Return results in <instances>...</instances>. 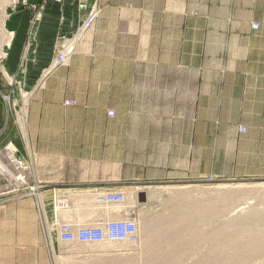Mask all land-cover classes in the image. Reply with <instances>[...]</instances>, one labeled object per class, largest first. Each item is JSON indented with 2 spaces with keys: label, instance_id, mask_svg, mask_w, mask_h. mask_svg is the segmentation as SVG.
<instances>
[{
  "label": "crops",
  "instance_id": "obj_1",
  "mask_svg": "<svg viewBox=\"0 0 264 264\" xmlns=\"http://www.w3.org/2000/svg\"><path fill=\"white\" fill-rule=\"evenodd\" d=\"M39 7L7 21L5 67L15 74L23 56L27 85L40 79L43 92L58 88V108L73 107L64 105L69 100L82 110L70 118L54 112L55 120H90L87 134L102 136L107 150L142 153L136 166L154 169L142 182L264 176V0H49ZM91 10L98 17L68 64L52 68ZM4 217L0 229L12 223ZM17 243L0 230V249ZM17 258L0 256V264Z\"/></svg>",
  "mask_w": 264,
  "mask_h": 264
},
{
  "label": "rangeland",
  "instance_id": "obj_2",
  "mask_svg": "<svg viewBox=\"0 0 264 264\" xmlns=\"http://www.w3.org/2000/svg\"><path fill=\"white\" fill-rule=\"evenodd\" d=\"M27 2L39 3L0 0V212L12 221L0 230L22 243L1 248L0 256L9 260L15 255V264H264V176L227 180L207 176L200 183L176 180L170 187L142 182V174L154 170L140 167L142 153L107 150L102 136L87 134L93 127L90 120L54 119L57 111L70 118L82 110L75 109V103L58 108V88L43 92L40 79L34 87L27 85L23 56L17 62L19 71L7 72L13 33L7 21L29 8ZM76 122L82 135L73 133ZM114 190L127 194L121 208L139 225L136 244L57 241L53 192L91 195L92 200L85 202L68 196L59 211H69L72 224L87 225L104 220V209L92 207V195ZM140 191L145 193L143 200ZM43 194L44 200L39 197ZM77 214L86 215L82 220Z\"/></svg>",
  "mask_w": 264,
  "mask_h": 264
},
{
  "label": "built area",
  "instance_id": "obj_3",
  "mask_svg": "<svg viewBox=\"0 0 264 264\" xmlns=\"http://www.w3.org/2000/svg\"><path fill=\"white\" fill-rule=\"evenodd\" d=\"M39 4H44L49 0H38ZM28 3L27 7L36 10L39 4ZM98 17L96 10H91L84 21L78 27L73 41H69L62 45L56 54L52 68L65 66L68 64L75 48V41H79L85 33L92 27ZM253 29L257 25H252ZM64 105L74 106L73 101H65ZM113 111H107V116L112 117ZM240 132H244V128H239ZM53 197V225L55 228L56 239L59 243L65 245H100L104 243H129L136 244L138 242V229L134 219L121 208L125 203V195L122 191H105L93 194V204L102 209L115 210L111 215H119L120 218H111L97 221L94 224L75 225L70 222L61 221L58 212L65 207V199H60L59 193L52 194Z\"/></svg>",
  "mask_w": 264,
  "mask_h": 264
},
{
  "label": "bare ground",
  "instance_id": "obj_4",
  "mask_svg": "<svg viewBox=\"0 0 264 264\" xmlns=\"http://www.w3.org/2000/svg\"><path fill=\"white\" fill-rule=\"evenodd\" d=\"M3 2H4V1H3ZM3 5H4V4H3ZM4 6H5V5H4ZM218 189H219V188H218ZM172 190H174V189H172ZM175 190H176V189H175ZM214 192H215V191H214ZM123 193H124V195H125V203H124L122 206H124V205L127 204V203H126V200H127V198H128V197H127V194H126L125 192H123ZM223 195H224V194H223ZM68 196L71 197V198H74V199L80 198V199H82V201H84V202H85L86 200H89L88 198L91 197V195H90V197H87V196H85V195H84V196H81V195H80L81 197H79V196L76 197V196H73V195L71 196V195H67V194H60V199H62V198H63V199H67V198H68V199H69ZM92 196H93V195H92ZM130 196H131V195H130ZM39 197H40L42 200H44V195H40ZM135 197H136V196H135ZM91 198H92V197H91ZM91 198H90V199H91ZM129 198L131 199V197H129ZM136 198H137V197H136ZM51 199L53 200V197H52V196H51ZM80 199H79V201H81ZM91 200H92V199H91ZM128 200H129V199H128ZM76 201H77V200H76ZM89 201H90V200H89ZM131 201H132V200L128 201V203L131 202ZM133 202H134V201H133ZM77 203H78V202H77ZM80 203H81V202H80ZM81 204H83V202H82ZM92 204H93V203H92ZM129 204H130V203H129ZM74 205H75V204H74ZM89 205H90V204H89ZM92 207H95V205L92 206ZM84 208H86L85 205H84ZM125 208H126V207H125ZM86 209H87V208H86ZM120 209H121V208H120ZM120 209H119V210H120ZM79 210H80V209H79ZM87 210H88V209H87ZM81 211H83V210H81ZM89 211H90V207H89ZM93 211H94V210H93ZM95 211H96V210H95ZM100 211H101V210H100ZM111 211H112V210H111ZM113 211H114V212H117L118 209L113 210ZM113 211H112V212H113ZM70 212H71V211H70ZM112 212H109L108 210L104 209L101 217H103L104 219H109L110 217H111V218H117V217H120L119 215H111ZM59 213H60V212H59ZM59 213H58V214H59ZM82 213H83V212H82ZM82 213H81V214H82ZM84 213H85V212H84ZM99 213H100V212H99ZM78 214L80 215V213H78ZM78 214H77V216H79ZM87 214H88V216L90 215V213H87ZM74 215H75L74 217H76V214H74ZM83 215H84V214H83ZM83 215H81V217L79 216V218H80V219L82 218V220H83ZM85 215H86V214H85ZM85 215H84V216H85ZM68 216H69V217H68ZM88 216H87V217H88ZM90 216H91V215H90ZM90 216H89V217H90ZM58 217H59V219H61V220H63V221L70 222V223H72V221H73L71 215L69 214V211H65V212H64V210H63V212H61V213L58 215ZM87 217L85 218V220L88 219ZM93 217H94V215H93ZM97 217H98V216H97ZM184 218H185V217H184ZM80 219H78V221H79ZM74 220H75V219H74ZM82 220H81V221H82ZM80 223H81V222H80ZM74 224H75V223H74ZM136 224H138V223H136ZM144 224H145V222H144ZM144 224H143V225H144ZM137 229H139V225H137ZM142 230H143V229H141V231H142ZM144 231H145V230H144ZM144 231H143V232H144ZM146 232H147V231H146ZM137 233H138V240H139V230L137 231ZM145 234H147V233H145ZM150 235H151V234H150ZM154 235H156V234H154ZM239 236H240V234H239ZM242 236H243V235H242ZM160 238H161V236H160ZM149 239H150V238H149ZM233 239H234V238H233ZM161 240H162V239H161ZM236 240H237V239H236ZM147 241H148V237H147ZM155 241H156V240H155ZM143 243H145V242H143ZM146 243H147V242H146ZM104 244L106 245L107 243H104ZM108 244H109V243H108ZM110 244H111V243H110ZM105 245H104V246H105ZM124 245H126V244H124ZM149 245H150V244H149ZM153 245H154V244H153ZM153 245H152V246H153ZM164 245H165V244H164ZM89 246H90V245H89ZM91 246H92V245H91ZM100 246H101V245H100ZM102 246H103V245H102ZM217 246H218V245H217ZM217 246H216V247H217ZM216 247H214V248H216ZM145 248H146V247H145ZM150 248H151V247H150ZM213 251H214V250H213ZM219 252H221V251H219ZM157 253H159V251H158ZM163 253H164V252H163ZM153 254H155V251H154ZM159 254H161V253H159ZM155 255H156V254H155ZM167 255H168V254H167ZM216 256H217V255H216ZM218 256H219V255H218ZM160 258H161V257H160ZM151 259H152V257H151ZM149 261H150V259H149ZM153 261H154V259H153ZM159 261H160V260H159Z\"/></svg>",
  "mask_w": 264,
  "mask_h": 264
}]
</instances>
